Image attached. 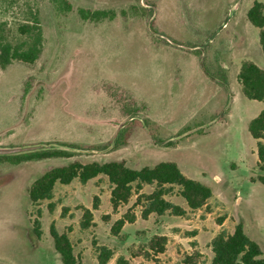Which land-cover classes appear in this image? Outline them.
Returning a JSON list of instances; mask_svg holds the SVG:
<instances>
[{
  "label": "rangeland",
  "instance_id": "1",
  "mask_svg": "<svg viewBox=\"0 0 264 264\" xmlns=\"http://www.w3.org/2000/svg\"><path fill=\"white\" fill-rule=\"evenodd\" d=\"M64 1H34L44 34L38 60L0 66V148L77 147L70 158L0 166V264H62L52 225L69 233L81 264H98L100 246L114 252L108 264L121 256L131 264H211L212 240L241 222L264 252V184L258 180L264 172L248 130L264 103L241 95L237 75L247 55L264 67L257 59L259 33L247 19L254 1L264 0ZM226 6L235 15L221 22ZM80 9L115 17L84 19ZM15 14L0 9L17 42ZM239 25V57L234 51L225 58L221 51L232 44L222 46ZM111 160L135 169L175 161L186 176L210 186L213 197L191 211L176 187L167 199L186 215L143 219L136 195L113 211L110 184L99 176L85 185L57 183L52 201L29 199L32 183L51 167ZM85 209L93 213L88 229L81 227ZM127 213L136 220L114 235L112 226ZM154 236L168 238L164 253L133 255Z\"/></svg>",
  "mask_w": 264,
  "mask_h": 264
},
{
  "label": "trees",
  "instance_id": "2",
  "mask_svg": "<svg viewBox=\"0 0 264 264\" xmlns=\"http://www.w3.org/2000/svg\"><path fill=\"white\" fill-rule=\"evenodd\" d=\"M34 1L0 0V9L4 7L7 12L17 13L15 15L21 20L16 29L20 36L17 42L13 41V37H11L9 22L0 20V66L3 69L13 61L34 64L42 52L44 34L39 11L35 9ZM58 1L54 0L55 3ZM64 3L68 10L72 9L68 2L64 1ZM79 13L84 19L95 21L114 19L115 17L114 12L104 10L80 9ZM247 17L249 22L260 31L259 39L264 55V2L255 1L249 9ZM220 73L226 79L225 83H228L227 69L222 68ZM238 80L242 85L243 95L250 100L264 103V69L253 62L245 61L242 63ZM248 130L257 141L258 166L260 171L264 172V109L249 122ZM58 146L62 148L45 149L15 156H0V166H18L26 162L54 157L70 158L73 155L72 150L77 147L68 144H59ZM99 176L106 177L110 184V202L113 211H117L120 206L129 203L130 199L136 195L135 207H141L143 219H148L152 214L158 216L186 215L188 212L184 208L167 199V196L171 195L176 187L191 211L206 207L208 201L213 197V190L210 186L186 176L175 161H163L153 166L146 165L135 169L123 161L111 160L104 163L90 162L87 164L75 162L51 167L32 183L29 188V199L33 204L46 200L52 201L57 183L70 185L73 181L78 180L85 185ZM258 180L264 184V175L260 176ZM146 187H151L152 190L144 192ZM98 204L99 202L94 204V209H98ZM52 208L49 206L50 210ZM135 220V214H125L112 226V233L118 236L127 223H133ZM92 225L93 213L90 209H85L81 227L88 229ZM50 235L62 264H81L75 256L74 246L68 232L60 233L55 225H52ZM167 244L166 236H154L147 244L140 246V250L133 252V255L151 259L164 253ZM211 247L214 254L211 264H264V252L261 245L248 236L242 222L236 225L233 233L225 230L219 232L212 240ZM113 256L112 249L106 246L98 247V264H108ZM116 264H131V261L121 256L116 260Z\"/></svg>",
  "mask_w": 264,
  "mask_h": 264
},
{
  "label": "crops",
  "instance_id": "3",
  "mask_svg": "<svg viewBox=\"0 0 264 264\" xmlns=\"http://www.w3.org/2000/svg\"><path fill=\"white\" fill-rule=\"evenodd\" d=\"M235 2H236V0H235ZM255 2V1H254ZM262 2V1H261ZM254 4V3H253ZM252 7V6H251ZM250 7V8H251ZM230 6H226L225 7V11L227 10V13L228 14H226L225 15V11H224V13H223V15H224V17H223V19L221 20V22H224V20H226V18H229L230 17V15H232L233 13H235L234 11L231 13V11H230ZM249 8V9H250ZM229 9V10H228ZM249 9H248V11H249ZM248 11H247V13H248ZM233 15H235V14H233ZM227 16V17H226ZM247 19H248V17H247ZM234 22H235V17H234ZM248 23H249V25H250V27L252 28V30L253 31H256V33H257V38H258V33L260 32L259 31V29L258 28H256V27H254L250 22H249V20H248ZM237 25H238V23H237ZM226 26V22H225V24H224V26L223 27H225ZM241 26L239 25V26H237V28H236V32L235 33H233V36H232V38H231V40H229L228 39V37H227V40L229 41V42H227L226 43V40H225V42H224V44H223V46H222V48H224V50H227V46L229 47L231 44H232V46L231 47H229V49L225 52H222L221 51V55H223L225 58H228V56H230L231 54L230 53H232V52H234L233 54H236V55H233L234 56V58H236L237 59V57H239V55H237L238 53H240L239 52V50H240V45H241ZM257 41L259 42V45H260V39L258 38L257 39ZM236 47V48H235ZM232 48V49H231ZM260 49H261V45H260ZM224 58V61H222L223 63H225L226 62V60L227 59H225ZM234 58H233V60H230V62H232L233 61V63H236V60H234ZM261 58V60L264 62V55H263V52H262V49L260 50V54H259V57L257 58L258 60ZM245 61H250V62H253V63H255V64H257L259 67H261L262 69H264V67H262V66H260L259 65V63H257V61H256V59H254L253 57H252V55H247V59H244L243 60V62H245ZM242 62V63H243ZM222 66H223V68H225V69H229L227 66H224L223 64H222ZM241 66H242V64H241ZM241 66L239 67V71H238V74H239V72H240V69H241ZM237 74V75H238ZM229 83H230V78H229ZM241 87H242V85H241ZM242 89V88H241ZM241 95H243V93L241 94ZM264 109V108H263ZM262 109V110H263Z\"/></svg>",
  "mask_w": 264,
  "mask_h": 264
},
{
  "label": "water",
  "instance_id": "4",
  "mask_svg": "<svg viewBox=\"0 0 264 264\" xmlns=\"http://www.w3.org/2000/svg\"><path fill=\"white\" fill-rule=\"evenodd\" d=\"M62 148L58 145H29L15 148H0V156H15L45 149Z\"/></svg>",
  "mask_w": 264,
  "mask_h": 264
}]
</instances>
